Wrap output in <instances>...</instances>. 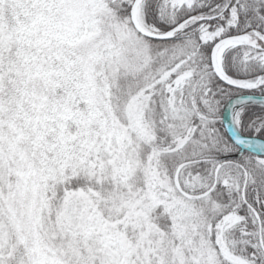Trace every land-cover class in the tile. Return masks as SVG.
<instances>
[{"label": "snow or ice", "instance_id": "1", "mask_svg": "<svg viewBox=\"0 0 264 264\" xmlns=\"http://www.w3.org/2000/svg\"><path fill=\"white\" fill-rule=\"evenodd\" d=\"M0 264H264V0H0Z\"/></svg>", "mask_w": 264, "mask_h": 264}]
</instances>
